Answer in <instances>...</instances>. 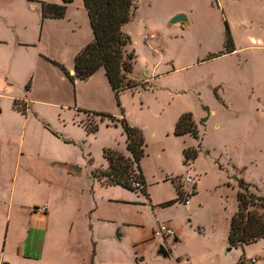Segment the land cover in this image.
<instances>
[{"label":"rangeland","instance_id":"obj_1","mask_svg":"<svg viewBox=\"0 0 264 264\" xmlns=\"http://www.w3.org/2000/svg\"><path fill=\"white\" fill-rule=\"evenodd\" d=\"M41 2L56 3L0 0V37L7 38L0 42V150L24 152L28 139L31 148L48 154L67 140L100 163L105 149L127 148L125 127L115 122L125 117L142 132L139 165L156 196L179 198V177L187 168L195 173L196 192L181 217L187 239L180 252L189 249L201 264H264V238L237 246L227 237L238 184L264 195V0H136L131 20L123 24L128 49L135 52L127 74L132 87L117 97L101 69L72 81L62 68L70 72L75 54L93 36L79 1L68 8L69 18L65 8L61 20L43 18ZM178 12L187 16V25L169 24ZM246 15H258L257 24L244 28L238 17ZM227 26L230 47L239 50L226 51ZM146 33L154 37L146 40ZM18 35L28 45L18 44ZM24 102L28 120L21 131L26 112L16 106ZM75 105L84 107L83 120L69 109ZM188 114L196 137L174 131ZM80 124L97 129L84 142L69 140ZM190 147L195 157L185 153ZM211 244L214 262L201 250Z\"/></svg>","mask_w":264,"mask_h":264},{"label":"crops","instance_id":"obj_2","mask_svg":"<svg viewBox=\"0 0 264 264\" xmlns=\"http://www.w3.org/2000/svg\"><path fill=\"white\" fill-rule=\"evenodd\" d=\"M47 1L57 3L63 0ZM76 1L86 12L83 0L66 2L65 16L68 18V8ZM228 1L232 0H225L226 3ZM65 16L51 18L61 20ZM246 16L244 19L238 17L245 20L246 24H242L244 28L257 24L258 15ZM86 21L90 27L88 16ZM16 40L18 44L28 45L19 35ZM4 41L7 38L0 37V42ZM73 69L74 61L71 74ZM100 69L104 72L103 68ZM3 70L0 67V71ZM80 108L84 107H69L83 120ZM15 109L13 107L11 111L18 112L19 109ZM27 110L25 114L21 113V116L24 115L21 131L26 128ZM81 126L84 127L82 124L77 126V132L73 136L71 134L69 140L79 142L89 139L92 133ZM19 140H25L24 134ZM8 141H12V135H8ZM25 142L27 149L24 152L13 154L12 151L0 150V264H201L198 255L189 249L185 248L183 252L178 249L187 239L183 234L185 225L181 217L190 209L191 200L186 206H180L179 212L176 196H156L142 165L145 189L132 192L121 185L104 184L92 175L93 168L107 167L106 158L100 163L85 158L86 152L76 145L71 146L67 140L62 141L54 153L48 154L31 148L28 139ZM120 151L131 156L127 148ZM62 163L75 165L79 170L67 169ZM195 192L194 189L193 194ZM180 198L181 194L177 200ZM43 206L45 209L40 210ZM158 221L175 228L174 237L162 242L169 251L168 258H159L154 254L155 247L161 243L158 238L152 237V230ZM201 250L205 259L215 261L216 248L213 244L209 247L204 245Z\"/></svg>","mask_w":264,"mask_h":264},{"label":"trees","instance_id":"obj_3","mask_svg":"<svg viewBox=\"0 0 264 264\" xmlns=\"http://www.w3.org/2000/svg\"><path fill=\"white\" fill-rule=\"evenodd\" d=\"M64 3L41 2L42 17L61 18L65 15L66 2ZM136 0H83L84 8L89 18V24L93 32V38L74 56L73 74L66 71L69 78L74 81L88 79L100 67L104 69L110 87L116 94L132 87L127 74L133 70V59L135 52L128 49L130 36L123 30V24L131 20ZM228 41L226 51L231 52L234 48L228 26L226 27ZM230 41V42H229ZM56 63V62H55ZM15 104V101H14ZM22 112L26 111V105L16 106ZM113 118V117H112ZM122 117L117 123L124 125L126 134L127 150L131 156L120 151L107 148L104 150V157L108 160L106 168L95 167L91 170L92 175L97 176L104 184L121 185L135 190L130 182L135 176L145 181L139 162L143 156L144 141L142 132L128 124ZM193 119L188 114L176 122L175 133L178 135L191 133L197 136V130ZM116 121V120H115ZM97 129L94 124L87 126L88 132ZM197 150L190 147L185 151L187 155L196 156ZM137 168L136 170L133 167ZM241 190L237 191V209L230 216L228 241L230 245H244L256 242L264 238V195H256L247 186L240 182ZM180 192V191H179Z\"/></svg>","mask_w":264,"mask_h":264},{"label":"built area","instance_id":"obj_4","mask_svg":"<svg viewBox=\"0 0 264 264\" xmlns=\"http://www.w3.org/2000/svg\"><path fill=\"white\" fill-rule=\"evenodd\" d=\"M154 37L153 34L146 33L144 38L146 40H150ZM137 173V171L135 172ZM197 182L194 171L191 168H187L184 173L179 177V188H180V202L181 205L186 206L193 196V191L195 189V183ZM131 187H133L136 191H143L145 189V183L143 180L137 176L132 179L130 182ZM40 210H44L45 207H40ZM175 228L171 227L165 222H157L156 226L152 230V237L158 238L160 242H165L168 238L174 237ZM264 251V248H262ZM252 263L256 262V259L251 260Z\"/></svg>","mask_w":264,"mask_h":264},{"label":"water","instance_id":"obj_5","mask_svg":"<svg viewBox=\"0 0 264 264\" xmlns=\"http://www.w3.org/2000/svg\"><path fill=\"white\" fill-rule=\"evenodd\" d=\"M178 23L181 24V27L188 24V18L182 12H178V13L174 14L169 20L170 25H175ZM115 122H118V119H116ZM62 165L67 167V169H71L73 171L79 170V168L76 167L75 165H71V164H67V163H62ZM116 236H117V233H116ZM154 254H155V256H158L159 258H168L169 257V251L166 248L164 243H158V245L155 247V253Z\"/></svg>","mask_w":264,"mask_h":264}]
</instances>
